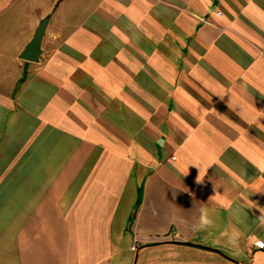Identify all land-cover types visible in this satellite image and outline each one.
<instances>
[{"label": "crops", "instance_id": "0c3cea01", "mask_svg": "<svg viewBox=\"0 0 264 264\" xmlns=\"http://www.w3.org/2000/svg\"><path fill=\"white\" fill-rule=\"evenodd\" d=\"M261 210L264 0H0V264H264Z\"/></svg>", "mask_w": 264, "mask_h": 264}, {"label": "water", "instance_id": "95a60500", "mask_svg": "<svg viewBox=\"0 0 264 264\" xmlns=\"http://www.w3.org/2000/svg\"><path fill=\"white\" fill-rule=\"evenodd\" d=\"M48 18H43L36 27L32 38L21 51L19 57L23 60L36 62L40 55V43Z\"/></svg>", "mask_w": 264, "mask_h": 264}, {"label": "clouds", "instance_id": "9594fccd", "mask_svg": "<svg viewBox=\"0 0 264 264\" xmlns=\"http://www.w3.org/2000/svg\"><path fill=\"white\" fill-rule=\"evenodd\" d=\"M260 225L264 226V210H261V215L259 217ZM205 223H208V221H205Z\"/></svg>", "mask_w": 264, "mask_h": 264}, {"label": "built area", "instance_id": "2783aa9c", "mask_svg": "<svg viewBox=\"0 0 264 264\" xmlns=\"http://www.w3.org/2000/svg\"><path fill=\"white\" fill-rule=\"evenodd\" d=\"M254 245L257 247V248H263L264 247V243L263 241L261 240H257L254 242Z\"/></svg>", "mask_w": 264, "mask_h": 264}, {"label": "rangeland", "instance_id": "374dc122", "mask_svg": "<svg viewBox=\"0 0 264 264\" xmlns=\"http://www.w3.org/2000/svg\"><path fill=\"white\" fill-rule=\"evenodd\" d=\"M39 58V57H38Z\"/></svg>", "mask_w": 264, "mask_h": 264}]
</instances>
